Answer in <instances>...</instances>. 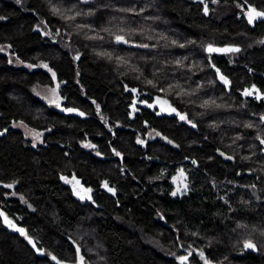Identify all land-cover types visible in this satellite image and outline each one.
I'll return each mask as SVG.
<instances>
[{
    "label": "trees",
    "instance_id": "1",
    "mask_svg": "<svg viewBox=\"0 0 264 264\" xmlns=\"http://www.w3.org/2000/svg\"><path fill=\"white\" fill-rule=\"evenodd\" d=\"M250 7L264 0H0V48L32 65L0 52V264H264V17L249 24Z\"/></svg>",
    "mask_w": 264,
    "mask_h": 264
},
{
    "label": "snow or ice",
    "instance_id": "2",
    "mask_svg": "<svg viewBox=\"0 0 264 264\" xmlns=\"http://www.w3.org/2000/svg\"><path fill=\"white\" fill-rule=\"evenodd\" d=\"M17 2L19 3V0H17ZM85 2H86V0H85ZM202 2H203V0H202ZM215 2H216V0H213V3H215ZM52 11H53L54 14H60V13H59V9H57V8H55V7L52 8ZM204 12H205V14L208 13L207 5H205ZM79 14H80V13H77L76 15H79ZM61 15H62V14H61ZM246 15L248 16V22H249V24H251V23H253L254 20H256L257 18L264 17V12H259V11H257L255 8H251V7H250V8H249V11L246 13ZM64 18H65V19H75L74 16H72V17H64ZM115 39H116V42H117V43H128V41L124 38V36H120V35H118V36L115 37ZM138 46H140V47H148V45H138ZM181 47H183V45H181ZM207 51H208L209 53H212V52H237V51H239V49H238V48L218 49V48H214V47H212L211 45H209L208 48H207ZM100 55H106V56H109V57H110V54H109V53H100ZM77 58H78V57H77ZM41 66H42V67H45V68L48 67L46 64H45V65H41ZM29 67H32V65H29ZM49 71H51V69H49ZM217 72H218V75H219V70H217ZM53 78H55V73H53ZM219 78H220L225 84L228 83V81L226 80V78H225L224 76L220 75ZM148 83L151 84L152 82L149 81ZM131 91L135 92L136 90H135V89H131ZM53 92H55V90H53ZM244 95H251V92H249L248 90H245ZM258 98H260V97H258ZM163 103H167V101H164ZM205 103H207V101H206ZM148 106H149V107H152V105H148ZM57 107H59V103H57ZM97 109L99 110V105H97ZM169 109H170L171 112H176V109H175V108H171V107L169 106ZM64 110L67 111V112H74V111H76V109H71V108H69V109H64ZM161 111H164V109L162 108ZM157 114H159V113H157ZM79 115L83 116L84 113H83V112H80ZM177 115H180V114L177 113ZM185 118H186L185 116L180 115V119H181V120H184ZM260 119H261V121H264V115H262V116L260 117ZM193 127H195V125H193ZM249 127H251V125H249ZM35 135H36V137L38 138L39 133H37V134H35ZM157 135H159V134L157 133ZM257 139H260V143H261V144H264V139H261L259 136L257 137ZM137 143H143V141L140 140V139L138 138ZM169 143H171V141H169ZM88 146H89V147H95L94 145H88ZM116 154L119 155V153H116ZM221 155H223V153H221ZM228 158L231 159V157H228ZM193 163H195V161H193ZM77 183H79V181H77ZM6 187H9V188H10V187H12V185H6ZM104 187L108 188V185L105 183ZM108 190H109V191H112L111 188H108ZM88 191H90V189H89ZM172 195H176V193L173 192ZM81 198L83 199V197H81ZM6 222H7V223H10V222H8L7 220H6ZM17 231H19V232L21 233V235H25L23 229H17ZM26 238H27V237H26ZM29 243H32V241L29 240ZM33 246H34V245H33ZM244 246H245V248H252V249H255V245L252 244L251 241H245ZM79 251H80L79 248H77V249H76L77 256H79ZM188 255L190 256V255H192V253L189 252ZM200 257H201V259H204V260H205V264H210V262L207 261V260L204 258L203 252L200 253ZM51 258H52L53 260H56V257H55V256H52ZM79 258H80V261H81V264H82L83 257L80 256ZM178 260L180 261V264H186V262H187V260H188V256H180V257H178ZM57 264H61V262L57 260Z\"/></svg>",
    "mask_w": 264,
    "mask_h": 264
},
{
    "label": "rangeland",
    "instance_id": "3",
    "mask_svg": "<svg viewBox=\"0 0 264 264\" xmlns=\"http://www.w3.org/2000/svg\"><path fill=\"white\" fill-rule=\"evenodd\" d=\"M260 18H262V17H260ZM7 50H8V48H5V47L0 48V52L6 54L8 56L9 62H10L11 65H13L15 67H21V68H27V69H31L32 68V67H29L26 64H23V63L19 62L14 56H11L7 52ZM43 68L47 69L45 67H43ZM53 90H55V92H53ZM33 92H34V94L36 96H38L40 99H42L46 103L57 105V103L59 102V96H58L57 90L55 88L37 86V87H35L33 89ZM16 127L24 133V135L32 142V144L34 146H37V145L41 144L43 133L35 131V130H32V129H29L28 127L23 126V125H17ZM37 133H39L38 138L35 135ZM156 137H158V135L156 133H151V134L148 135V139H154ZM263 152H264V149H263ZM68 183L79 194H85V192L81 188L80 184L77 183L76 181H68ZM175 183H176V190L177 191H183L185 189V183H184V180H183L182 176H178ZM8 222H10V221H8ZM7 224H8V226L10 228H15V226L11 222L7 223Z\"/></svg>",
    "mask_w": 264,
    "mask_h": 264
},
{
    "label": "water",
    "instance_id": "4",
    "mask_svg": "<svg viewBox=\"0 0 264 264\" xmlns=\"http://www.w3.org/2000/svg\"><path fill=\"white\" fill-rule=\"evenodd\" d=\"M91 0H86L83 1L81 0L82 3L84 4H87L88 2H90ZM115 45H121V46H124V47H128V48H139L138 46H134V45H129L128 43H117L116 42V39L113 41ZM214 48H218V49H227V48H230V47H214ZM207 50V49H206ZM208 52V51H207ZM212 53H227V52H212Z\"/></svg>",
    "mask_w": 264,
    "mask_h": 264
},
{
    "label": "flooded vegetation",
    "instance_id": "5",
    "mask_svg": "<svg viewBox=\"0 0 264 264\" xmlns=\"http://www.w3.org/2000/svg\"><path fill=\"white\" fill-rule=\"evenodd\" d=\"M157 109H160V111H158V113H162V112H164V111H161V109L163 108L164 110H165V108L166 107H163L162 105L160 106V104H158L157 106H155ZM167 111V110H166ZM132 115H134L135 114V111H133L132 113H131Z\"/></svg>",
    "mask_w": 264,
    "mask_h": 264
}]
</instances>
